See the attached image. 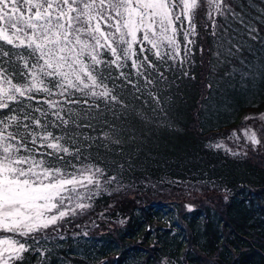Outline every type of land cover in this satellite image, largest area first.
<instances>
[{"label":"trees","instance_id":"1","mask_svg":"<svg viewBox=\"0 0 264 264\" xmlns=\"http://www.w3.org/2000/svg\"><path fill=\"white\" fill-rule=\"evenodd\" d=\"M252 2L257 0H233L230 5L243 16L245 24H257L264 34V25L252 16L258 15L253 13ZM206 12L211 13V20ZM206 12L196 17L197 34L191 37L194 43L187 54L186 42L179 36L180 55L175 60L161 62L153 52L141 54L139 45L135 46L137 59L148 56L156 65L152 84L137 76L131 60L121 69L108 67L113 57L102 51V63L94 75L102 81L101 88L107 87L117 101L84 97L69 90L72 100H87L97 106L92 115H100L90 128H77L79 120H70L68 129L63 125L49 127L54 135L64 136L61 143L72 155L61 153L63 161L45 159L63 172L88 167L90 172L100 169L102 174H96L98 184L87 185L85 180L87 186L79 188L86 192L84 208L32 233L35 239L16 237L29 250L15 264H264V157L253 149L245 156L246 151L239 148L241 154L234 156L223 143L245 124V117L264 113V87L249 93V100H242L233 115L215 121L210 108L220 101L233 76L215 55L219 44L211 32L216 11L208 7ZM217 25L227 27L221 18ZM240 37L239 55L248 60L245 66L252 59L260 62V42L245 34ZM0 45L10 52L7 57L0 55V70H7L13 84L27 83L31 76L15 55L25 54L26 49L3 41ZM160 73L163 79H158ZM45 82L52 96L42 91L18 96L23 110L0 109V113L19 115L23 121L24 112L29 111L43 121L45 118L33 111L39 107L49 112V122L55 121L51 113L59 109L48 108L46 100L62 105L65 119L80 113L81 106L67 103L66 96L53 86L55 81L48 78ZM10 107L17 109L18 104L10 102ZM206 115L210 119H205ZM15 130L14 126L8 129ZM25 142L34 147L27 133ZM190 194L192 200L188 199ZM180 200L197 201L199 205L188 212ZM12 235L0 232V238Z\"/></svg>","mask_w":264,"mask_h":264},{"label":"snow or ice","instance_id":"2","mask_svg":"<svg viewBox=\"0 0 264 264\" xmlns=\"http://www.w3.org/2000/svg\"><path fill=\"white\" fill-rule=\"evenodd\" d=\"M204 3L205 0H199V3L198 0H0V41L26 49L25 54L15 55L23 61L24 69L31 76L27 83L17 85L10 82L7 70H0V81H3L0 83V109H8L9 112L23 110V102L18 100V96L25 97L33 92L42 91L52 96L54 93L45 82L48 78L55 81L53 86L59 89L60 95L66 96L67 103L81 106L78 115L65 119L62 105L44 101L48 108L59 109L51 113L59 124L49 122V112L39 107L33 111L44 117L43 121L29 111L24 112L23 121L19 115L0 113V232L13 234L0 238V264H15L21 259L27 247L16 237L35 239L32 233L56 225L68 214L65 202L79 199L78 187L92 185L96 174H102L100 169L93 173L88 167L73 173L63 172L45 159L47 156L63 161L61 153L72 155L69 148L61 143L64 136L54 135L49 127L63 125L68 129L70 120L73 123L79 120L77 128H90L92 121L100 115L99 112L92 115L93 107L97 106L89 105L87 100L83 103L72 100L69 90L79 91L84 97L117 101L107 87L101 88L102 81L98 82L94 75L102 63V51L113 57L107 62L108 67L114 65L121 69L131 60L137 76H143L146 84H152L156 65L148 56L137 59L134 46L139 45L141 54L153 52L159 61L166 63L180 55L179 35L186 42L184 52L187 54L189 45L194 43L189 37L197 34L196 17L206 12L202 7ZM206 3L221 16H225L226 9L233 19L245 25L243 32L248 38L253 41L260 39L256 35V27L245 24L227 0H206ZM207 15L211 20V13ZM212 28L211 35L219 44L215 53L217 57L223 56L227 60L241 51L243 37L233 36L228 27L215 22ZM261 43L264 44V39ZM146 45L150 47L146 48ZM0 55L7 57L10 52L0 45ZM119 74L129 84L132 83L125 73ZM158 79H163V73ZM28 98L34 99L33 96ZM10 102H16L18 108H11ZM245 120H258L260 128L264 129V113L259 117H245ZM13 126L16 130L8 131ZM241 131L253 150L255 146L264 147V131L260 132L259 138L250 124L244 125ZM25 133L34 147L27 146ZM230 139L239 140L240 137L233 131ZM38 141L39 147H35ZM44 147L51 151L41 152ZM227 151L234 156L241 154L231 149ZM243 155L246 156L247 152ZM77 207L83 208L84 205L77 204ZM188 210L192 211V206H188Z\"/></svg>","mask_w":264,"mask_h":264},{"label":"rangeland","instance_id":"3","mask_svg":"<svg viewBox=\"0 0 264 264\" xmlns=\"http://www.w3.org/2000/svg\"><path fill=\"white\" fill-rule=\"evenodd\" d=\"M232 2H233V0H227L228 4H231ZM198 3H199V0H198ZM202 7L205 9L206 8L208 9L206 0H205V3L202 5ZM253 7H254V8H252L254 10L253 13H256L258 15L254 16V14H253L252 16L257 19V22L264 25V0H257V2L253 3ZM176 11L179 12L180 9L177 8ZM225 11H227V10L225 9ZM207 13L208 12H206L205 14H206V17L208 18ZM228 14L229 13L225 12V16H221L219 14V12L216 11V14L214 15V21L213 22H215V24H217L218 18H221L224 21V23L226 24V26L231 30V34L233 36H236L237 38H240L241 35L244 36V32L242 31L241 28L244 27L245 25L240 24L238 20L233 19L230 15L228 16ZM241 17L243 18L242 15H241ZM244 21H245V19H244ZM246 21L248 23V19ZM220 23H221V20H220ZM252 25L254 27H256V29H257L256 35L260 38L257 40L260 42L261 47H259V48L261 51V55H262L261 58L262 59L260 62H258L257 60H253V59H252L253 61L249 60V63L247 64V66H245V64L248 62V60L246 59V57L239 55V53H237L235 56H229L227 60H224V58L222 56L219 57V60L222 63V65L230 68L229 74H231L233 76V81L230 84H226V88L223 89V91H222V94H221L222 96L219 97L220 101L215 102L214 105H212L210 108V111L214 115H212L211 113H209V114L212 116H215L216 122H219L221 119H224V118H227L228 116L233 115L232 112L235 111L236 107L240 104V102H242V100H245V102H247L249 100V95H248L249 93H251L254 90L255 91L258 90L260 92V90H262V88L264 87V50L261 49V48H264V44L261 43V39H264V34L259 30V28L257 27V24L256 25L252 24ZM177 27H179V23H177ZM185 27H187L186 23H185ZM191 37L192 36L189 37L190 40H192ZM177 40L179 41V35L177 36ZM234 58L239 63H241V65L238 64L237 62L233 63L232 59H234ZM216 66L219 68V67H221V64L219 65V63H218V64H216ZM229 74H227V75H229ZM238 75L240 76V79L238 78ZM206 111H207V109L205 110V112ZM259 116L251 115L248 117H259ZM208 118H209L208 115H206L205 119H208ZM244 123H245L244 125L250 124L253 126V130L257 131L258 138L260 136V132L264 131V129L260 128L261 122L258 120H250V121L244 120ZM244 125H242V127ZM242 127H239L238 129L234 130V131H236L237 136L240 137L239 140L230 139V137H228V139L223 141V143L225 144V146L227 148H231V150L234 152L238 153L239 149H243L247 152V155H248L250 153L249 150L253 149V146L243 136V133L241 131ZM254 151H258V153H260L264 157V147L255 146ZM80 187H78V191L81 194L79 199L78 200L74 199L70 202L69 201L65 202V210L68 212V214L66 216L74 214L78 209H81L80 207H77V204H83V200L85 198L84 194L86 192L85 191L81 192V190L79 189ZM190 189H192V187H190ZM194 191H196V190H193L192 192H194ZM201 193H203V192H201ZM196 194H198L197 195L198 197L201 196L198 191ZM188 199L192 200L193 196L190 194L188 196ZM180 203L182 204L183 207L185 205L183 210L188 211V212H189L188 206H192V209H194V208H197L199 205V202H197V201L188 203L187 201L180 200ZM60 220H58V221H60ZM26 247H27V250H29V246L26 245ZM23 254H24V252L21 254V256Z\"/></svg>","mask_w":264,"mask_h":264}]
</instances>
